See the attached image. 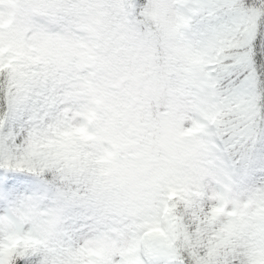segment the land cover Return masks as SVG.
Wrapping results in <instances>:
<instances>
[{"label": "snow or ice", "instance_id": "obj_1", "mask_svg": "<svg viewBox=\"0 0 264 264\" xmlns=\"http://www.w3.org/2000/svg\"><path fill=\"white\" fill-rule=\"evenodd\" d=\"M0 264H264V0H0Z\"/></svg>", "mask_w": 264, "mask_h": 264}]
</instances>
